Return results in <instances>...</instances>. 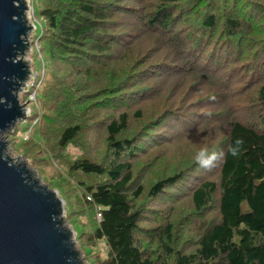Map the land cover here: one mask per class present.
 Listing matches in <instances>:
<instances>
[{
	"label": "trees",
	"instance_id": "obj_1",
	"mask_svg": "<svg viewBox=\"0 0 264 264\" xmlns=\"http://www.w3.org/2000/svg\"><path fill=\"white\" fill-rule=\"evenodd\" d=\"M32 5L45 77L12 148L88 264H264V0Z\"/></svg>",
	"mask_w": 264,
	"mask_h": 264
},
{
	"label": "water",
	"instance_id": "obj_2",
	"mask_svg": "<svg viewBox=\"0 0 264 264\" xmlns=\"http://www.w3.org/2000/svg\"><path fill=\"white\" fill-rule=\"evenodd\" d=\"M30 15L29 0H0V264H85L58 192L8 154L7 136L27 116L20 93L32 75Z\"/></svg>",
	"mask_w": 264,
	"mask_h": 264
},
{
	"label": "rangeland",
	"instance_id": "obj_3",
	"mask_svg": "<svg viewBox=\"0 0 264 264\" xmlns=\"http://www.w3.org/2000/svg\"><path fill=\"white\" fill-rule=\"evenodd\" d=\"M29 2H30V7H31V15H30V18H31V22L33 23V25L35 26L36 24H37V22H36V20H35V18H34V15H33V5H32V0H29ZM36 10H37V8H36ZM34 31H35V28H34V30H33V32L30 34V43H31V45H32V48L34 47V46H37L36 44H37V42H34ZM37 33L39 32V28H37V31H36ZM31 48V52L29 53V55H28V57H27V59L28 60H30V64H31V68H32V79L36 76V74H39L40 75V77H41V79H42V76H44L45 77V69H41V63H40V61H39V59H38V57H37V54H35L34 56H32V52H33V49ZM32 59H33V61H32ZM44 79V78H43ZM30 81V80H29ZM24 90H25V88H24ZM24 90L20 93V100H21V103L23 104V103H27V116H26V118L22 121V122H20L19 124H17V126L15 127V129L19 126L20 127V130L22 131V130H24L25 128H27V127H29V125L31 124V120L30 119H28L29 118V116H30V114H31V116H34L35 115V113H36V111L38 112V110L36 109V106H35V103L34 102H27V101H25L24 99H23V96H24ZM15 129L13 130V132L15 131ZM12 132V133H13ZM12 133H10V134H8V136H7V139L9 140V142H10V144H9V148H10V150L8 151V154L10 155V157L11 158H13V159H16L17 157H21L22 158V160H24V161H26L27 162V164L31 167V168H33L36 172H37V174H38V176H39V178H40V180H41V182H42V184H44V185H46V186H48L49 187V189H52V190H55V189H53V188H51L47 183H45L44 181H43V179H42V177L40 176V173L33 167V166H31V164L28 162V160L26 159V158H24L22 155H20V154H17L16 152H15V150L12 148V140H11V136H12ZM22 136H23V138L24 139H26V140H28V139H30V137H31V130H28L24 135L22 134ZM55 191H57V190H55ZM58 192V191H57ZM59 194V193H58ZM60 197V196H59ZM61 198V197H60ZM62 199V198H61ZM65 203V202H64ZM65 214H66V206H65ZM65 216V215H64ZM65 220H66V223L69 225V226H71L70 225V223H69V220L66 218V216H65ZM76 241V240H75ZM76 245H77V248H78V250L81 252V254H82V257H83V260H84V262H85V264H88V262H87V260H86V258H84V254H83V252L81 251V249H80V247H79V245H78V243H77V241H76ZM100 248H101V256L104 258L105 257V250H106V248H105V246L104 245H100Z\"/></svg>",
	"mask_w": 264,
	"mask_h": 264
},
{
	"label": "clouds",
	"instance_id": "obj_4",
	"mask_svg": "<svg viewBox=\"0 0 264 264\" xmlns=\"http://www.w3.org/2000/svg\"><path fill=\"white\" fill-rule=\"evenodd\" d=\"M13 62H16L15 59H13ZM242 143L243 141L239 138L235 141V144L237 146L241 145ZM228 152L231 156L235 157L238 155V147L236 148L229 147ZM223 155H224L223 152L220 153H217L216 151L209 152L207 149L201 148L199 151L195 153L194 161L200 168L208 169L213 167L215 162Z\"/></svg>",
	"mask_w": 264,
	"mask_h": 264
},
{
	"label": "built area",
	"instance_id": "obj_5",
	"mask_svg": "<svg viewBox=\"0 0 264 264\" xmlns=\"http://www.w3.org/2000/svg\"><path fill=\"white\" fill-rule=\"evenodd\" d=\"M33 73V72H32ZM44 76H42V79L39 74H36V76L32 79V75L30 77V81L28 82L27 86L25 87L24 93L29 92L32 88L38 89L43 81ZM39 80V81H38ZM36 100V90L35 92L31 93L29 95V99L27 102H34ZM98 220L101 218V214L98 212L97 214Z\"/></svg>",
	"mask_w": 264,
	"mask_h": 264
}]
</instances>
